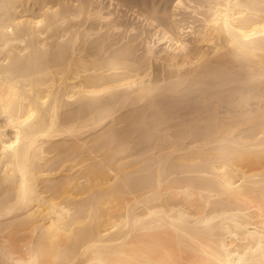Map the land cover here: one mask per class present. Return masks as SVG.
<instances>
[{
	"label": "bare ground",
	"instance_id": "6f19581e",
	"mask_svg": "<svg viewBox=\"0 0 264 264\" xmlns=\"http://www.w3.org/2000/svg\"><path fill=\"white\" fill-rule=\"evenodd\" d=\"M0 264H264V0H0Z\"/></svg>",
	"mask_w": 264,
	"mask_h": 264
}]
</instances>
